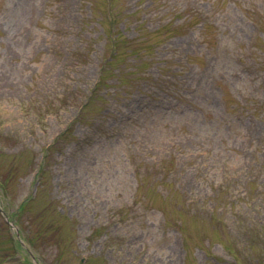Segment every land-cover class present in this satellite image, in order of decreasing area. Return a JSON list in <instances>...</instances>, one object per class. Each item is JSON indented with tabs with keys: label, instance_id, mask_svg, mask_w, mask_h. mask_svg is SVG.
<instances>
[{
	"label": "rangeland",
	"instance_id": "rangeland-1",
	"mask_svg": "<svg viewBox=\"0 0 264 264\" xmlns=\"http://www.w3.org/2000/svg\"><path fill=\"white\" fill-rule=\"evenodd\" d=\"M248 226L264 0H0V264H240Z\"/></svg>",
	"mask_w": 264,
	"mask_h": 264
},
{
	"label": "trees",
	"instance_id": "trees-1",
	"mask_svg": "<svg viewBox=\"0 0 264 264\" xmlns=\"http://www.w3.org/2000/svg\"><path fill=\"white\" fill-rule=\"evenodd\" d=\"M106 5H108L107 1H106ZM94 15L95 13H93L92 11L91 15L89 16V20L94 19ZM120 16H121L120 13L111 10L109 6L107 7V15H106L105 20L108 23V31L106 33L104 32V35H105V41L110 45L111 52L109 54L110 58L101 63L102 64L101 71H103L104 73L106 70H108L106 69L107 67L106 64L116 61V59L121 56L120 48H119L120 47V37H119L120 32H117V33L115 32L116 31L115 26H116L117 21L120 19ZM184 23H185V20H184ZM165 25L166 24H163L162 26H165ZM138 50H141V49H138ZM87 51H88L87 48L79 47L77 49V55H79L77 57V60H82V59L85 60V58H87ZM132 51L133 50L128 51V52L132 53ZM165 65L166 64H164V66ZM104 73L103 74L102 72L99 73L98 80L91 86L89 92L86 93V98L84 97V99L80 101L79 109H78L79 113H80V110H82L84 107L88 106L94 100H96V96L94 95V92H96L97 88L104 83L105 81ZM162 77L163 75L161 74V77H158V78H162ZM163 85L167 86V84H163ZM60 102L65 103L66 101L65 99L64 100L61 99ZM52 149L53 147L51 145H48V147L44 149V152L46 153L47 150H49V153H50ZM176 210L178 212L183 213V209L180 204L177 205ZM179 223H176V225H178ZM247 231H249L250 238L248 240V236H247L248 233L247 234L245 233L246 235L245 241L247 242L246 244L244 243L243 245L244 251L242 252V255H241L242 262L240 264H264V261L261 260L260 257H257L254 253L257 251L264 252V228H262L261 226L259 228H255L254 226H248Z\"/></svg>",
	"mask_w": 264,
	"mask_h": 264
}]
</instances>
